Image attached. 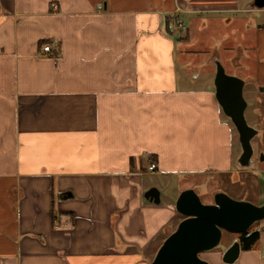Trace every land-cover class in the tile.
<instances>
[{"label":"crops","instance_id":"obj_1","mask_svg":"<svg viewBox=\"0 0 264 264\" xmlns=\"http://www.w3.org/2000/svg\"><path fill=\"white\" fill-rule=\"evenodd\" d=\"M244 16L232 63L262 86L254 0H0V264H149L183 217L147 176L257 175L235 169L209 65L188 62L197 32ZM256 187L229 194L263 204L261 175ZM255 228L236 264H264Z\"/></svg>","mask_w":264,"mask_h":264},{"label":"water","instance_id":"obj_2","mask_svg":"<svg viewBox=\"0 0 264 264\" xmlns=\"http://www.w3.org/2000/svg\"><path fill=\"white\" fill-rule=\"evenodd\" d=\"M254 5L263 8L264 0H254ZM215 66V97L238 131L242 149L238 163L241 167H250L254 155L251 141L258 134V129L249 124L245 116L248 104L243 92L245 80L228 74L219 60L215 61ZM260 90H264V87H260ZM259 160L264 162V151L260 152ZM160 193L156 186H152L144 196L154 203H160ZM175 205L183 219L165 238L149 264H211L200 253L218 246L223 231L239 234L264 219V203L237 199L224 191L215 192L213 202L204 203L194 188H187L180 192ZM241 250L240 241L235 239L224 250L222 261L235 263Z\"/></svg>","mask_w":264,"mask_h":264},{"label":"rangeland","instance_id":"obj_3","mask_svg":"<svg viewBox=\"0 0 264 264\" xmlns=\"http://www.w3.org/2000/svg\"><path fill=\"white\" fill-rule=\"evenodd\" d=\"M228 21V23H230V20ZM246 23L247 18L244 16L243 18L237 20L231 28H228L223 23H214L212 28H210L208 31L197 32V43H199L198 47H201L199 48L201 51L200 53H195V56L193 58H188V62H191L192 60L195 61V59H197L196 65L199 66L197 70L199 71V73L203 71L202 67L204 65H209V68L211 70L210 73L213 74L211 75L213 85L216 73V60H219L224 65L225 70L228 74L238 76L245 80V88L243 92L244 97L248 102L245 110V116L249 124L260 130V134L254 136L251 141L254 148L252 165L250 167H241L237 162L235 163V169L246 170L252 168L257 170V172L255 171L257 175L253 174L252 171H243L239 173V179H241V182L245 183V186L240 185V182H232V179L229 175H204L190 181H185L186 175L183 173H177L170 177H165L163 175L157 174L147 176L152 183H158L161 185L162 197L164 198V200L167 197L168 193L171 197H174L177 193L178 196L184 188L191 187L194 188L196 192L201 196V199L204 203H211L213 202V195L217 191H224L228 194L230 192L235 197L239 194H246V191L248 189H250L252 193L257 189L256 180L257 178H259V175H261V179H264V162L259 161L258 156L260 152L264 151V103H262V101L264 100V92L260 90V87H263L264 85H258L255 73L246 72V66L244 64H236L234 66V64L232 63L233 57H237V55H239L238 49L235 48V42L239 44L241 38H244L248 34H250V32L244 27ZM179 34L180 33H178V35ZM184 35H186V32L184 33ZM224 36L226 37L225 41H223ZM226 41H228L231 45H234V47L231 46L233 50H228ZM178 73L180 74V67L178 68ZM226 118L227 120H229L228 122L231 121L230 118ZM234 129L233 139L234 145L236 144V148L234 147V155H238V153L241 154L242 149L239 142V134L235 126ZM234 162H236V160ZM166 180L169 181V186L165 185ZM249 184L252 187L249 186ZM182 217L183 215H181V218ZM262 224H264V219L256 222L251 228L253 229L256 226ZM234 239H239V234L231 233L229 231H223V237L220 244L212 250L201 252L200 256L208 260L211 264L215 263H213L211 259L209 260V258L219 256L221 264H227L222 261V254L224 250L229 246V244L234 241Z\"/></svg>","mask_w":264,"mask_h":264},{"label":"trees","instance_id":"obj_4","mask_svg":"<svg viewBox=\"0 0 264 264\" xmlns=\"http://www.w3.org/2000/svg\"><path fill=\"white\" fill-rule=\"evenodd\" d=\"M260 238V231L250 228L248 231L239 233V241L242 249H250Z\"/></svg>","mask_w":264,"mask_h":264},{"label":"built area","instance_id":"obj_5","mask_svg":"<svg viewBox=\"0 0 264 264\" xmlns=\"http://www.w3.org/2000/svg\"><path fill=\"white\" fill-rule=\"evenodd\" d=\"M53 7H56V4H52ZM44 52L45 53H51L52 52V48L50 45H45L44 46ZM156 169V164L155 163H151L150 166H149V170L151 171H154ZM56 227H57V224H56Z\"/></svg>","mask_w":264,"mask_h":264},{"label":"flooded vegetation","instance_id":"obj_6","mask_svg":"<svg viewBox=\"0 0 264 264\" xmlns=\"http://www.w3.org/2000/svg\"><path fill=\"white\" fill-rule=\"evenodd\" d=\"M244 88H245V86H244ZM261 91L264 92V90H261ZM235 128H236V127H235ZM236 130H237V129H236ZM258 130H259V129H258ZM237 132H238V131H237ZM258 134H260V130L258 131ZM258 134H257V135H258ZM257 135H256V136H257ZM259 154H260V153H259ZM258 156H259V155H258ZM259 161H260V160H259Z\"/></svg>","mask_w":264,"mask_h":264}]
</instances>
